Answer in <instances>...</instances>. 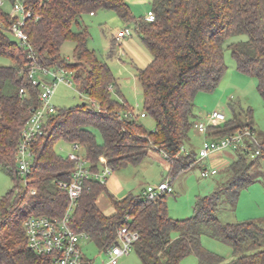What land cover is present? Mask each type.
I'll list each match as a JSON object with an SVG mask.
<instances>
[{
    "label": "trees",
    "instance_id": "trees-1",
    "mask_svg": "<svg viewBox=\"0 0 264 264\" xmlns=\"http://www.w3.org/2000/svg\"><path fill=\"white\" fill-rule=\"evenodd\" d=\"M19 1L30 13L23 27L30 47L14 39L13 18L0 7V56L11 60L10 65H0V169L13 182L0 197V264H50L49 257L28 248L23 222L29 215L60 216L67 207V192L56 180H70L74 162L56 152L57 140L79 144L92 170L101 164L112 169L136 165L155 149L163 153L167 177L173 180L197 162L195 151L184 145L198 119L194 98L198 91L217 86L226 71V48L239 72L256 77L264 106V0H151L153 21L135 18L126 0ZM99 9H111L122 20L132 21L151 53L150 62L136 76L141 112L154 120L152 130L139 121V113L135 118L123 115L135 109L112 95L116 79L106 61L88 47L90 33L82 17ZM236 35L246 38L226 44ZM65 41L74 43L71 58L61 51ZM110 47L111 52L117 47L114 37ZM32 65L66 72L88 101L56 108L46 117L43 134L32 145L33 164L24 185L16 152L31 109L40 104V88L29 78ZM228 106L232 116L209 126L205 137L218 139L248 128L258 143L247 139L244 146L233 149L234 159L223 167L224 179L211 193L196 198L190 217L174 219L168 214L167 193L148 199L142 188L117 198L105 183L87 180L71 214V226L85 232L99 250L116 243L119 228L137 231L133 250L142 264H180L191 254L197 257L196 264H264V217L224 222L218 215L221 198L237 202L240 190L254 182L252 170L264 163V133L253 127L252 108L232 102ZM237 107L245 116L241 123ZM256 150L259 153L250 156ZM31 188L36 192L30 193ZM103 192L113 208L110 214L97 204ZM205 227L211 237L231 247L232 259L225 261L202 245Z\"/></svg>",
    "mask_w": 264,
    "mask_h": 264
},
{
    "label": "rangeland",
    "instance_id": "rangeland-1",
    "mask_svg": "<svg viewBox=\"0 0 264 264\" xmlns=\"http://www.w3.org/2000/svg\"><path fill=\"white\" fill-rule=\"evenodd\" d=\"M130 7L131 14L138 18L145 17L146 13L151 10V0H126ZM2 9L10 12L12 4L8 0H3ZM83 21L88 25L90 37L88 39V47L93 49L98 57L109 65L117 85L112 91V95L117 99L124 101L133 107L136 112L142 111V93L137 81L138 69L144 68L150 62V53L141 42L135 25L132 21L126 22L119 18L115 11L111 9H99L93 14H84ZM127 30L125 37L121 38L119 48H115L111 52V38L118 30ZM12 36V35H11ZM245 35L230 36L226 40V44L237 40L245 39ZM145 48V52L136 46V41ZM135 48V52L130 46ZM74 43L65 41L61 47L62 53L71 58V52ZM142 53V58L147 59L145 65L138 57ZM141 56V55H140ZM224 60L226 71L220 78L217 86L212 91H198L195 95V113L198 119H202L206 114L212 111L222 112L226 118L232 116L229 109V103H237L242 108L251 107L253 110L252 123L253 127L264 133V106L262 99L257 91L256 77L241 73L237 70L234 59L230 50L225 49ZM11 60L8 57L0 56V65H10ZM37 77H44L46 81H50V74H41L38 72ZM59 75V74H58ZM66 77V76H65ZM68 78V77H66ZM51 103L55 108H64L74 106L83 102H87L86 95L80 93L71 83L67 85L59 82L51 96ZM239 115L240 123L245 121V116L240 113V108H236ZM139 121L148 130H152L155 126L154 120L150 116L140 117ZM97 141H101L100 134L94 130ZM204 135L199 134L194 128L189 132L188 141L185 142L187 149H192L196 153L201 146ZM57 153L67 156L69 152H76L72 148V144L63 140H57L54 144ZM216 153L212 158L197 160V162L186 171L178 174L172 180L173 192L167 193L166 203L168 214L174 219L188 218L193 214V207L198 196L211 193L216 185L225 177L223 167L225 163H230L235 157V150L226 148ZM223 152V153H222ZM226 153V154H225ZM103 164L99 167L101 168ZM215 166L219 171L207 177H202L200 171L202 168H211ZM254 182L242 188L239 192L237 202L230 203L226 198H221L219 203L218 215L224 222L262 220L264 217V163L252 170ZM114 176L117 184L121 187L120 192H114L115 197H122L128 193L137 194L143 186L157 185L167 177V163L162 152L155 149L149 150V155L136 165H127L112 169L109 176ZM13 185L9 173L0 169V197L4 195ZM98 204L107 214L113 211L106 193H101L97 198ZM208 227L204 228L201 236L202 245L214 253H217L228 261L233 258L231 247L219 239L213 238L208 234ZM175 232L172 237H175ZM82 249L87 260L98 262L103 260L104 256L99 249L89 240L81 242ZM197 257L194 254L184 257L180 264H196ZM118 264H142L134 250L131 249L128 254L119 258Z\"/></svg>",
    "mask_w": 264,
    "mask_h": 264
},
{
    "label": "built area",
    "instance_id": "built-area-1",
    "mask_svg": "<svg viewBox=\"0 0 264 264\" xmlns=\"http://www.w3.org/2000/svg\"><path fill=\"white\" fill-rule=\"evenodd\" d=\"M12 10L9 12L13 18L10 32L14 39L21 46L29 45V37L24 30L25 19L30 15L26 6L19 0H14ZM3 5V0H0V7ZM148 21H153L155 15L153 12H148L145 16ZM127 30L117 32L116 38L121 39L127 35ZM50 74L52 79L46 81L44 77H37V73ZM59 74V75H58ZM68 78H66V77ZM31 83L38 85L40 88L39 100L40 104L36 108L31 109V114L25 126L21 130L20 140L16 152V162L20 174L24 177L22 183H27V176L30 173L33 164L32 145L37 141L38 137L43 134V124L46 117L55 112V106L51 103V96L56 85L63 82L67 85L72 83L66 72L62 70L40 68L32 65L29 71ZM23 92V89H20ZM138 112L136 110L127 111L123 115L129 118H135ZM140 117H144L143 112H139ZM225 115L220 111H212L202 119H197L194 123V129L201 135H206L209 126H217L224 123ZM249 140L257 144L254 133L248 129H241L234 133L225 135L218 139L204 138L197 152V160L207 158L211 153L221 151L226 148L236 149L238 146H244L245 140ZM184 146L181 150L186 151ZM72 148L76 152H69L67 157L74 162L72 178L70 180H56V184L66 190L68 195V204L60 216L48 215H29L23 222V228L27 246L30 250L38 255L47 256L50 258V264H118L119 258L128 254L133 249V244L139 238L137 231L129 230L126 226L118 229L116 243L112 244L105 250H99L104 256L103 260L94 262L85 258L81 242L90 240L85 232L76 231L70 224L71 214L77 204V200L81 195L87 180H97L105 183L112 172V168L103 165L98 170H92L91 164L83 157L81 146L77 143H72ZM256 150L250 156L258 154ZM218 172L217 168L209 169L202 168L200 175L207 177ZM30 193H35L34 188L29 189ZM173 192L172 182L170 179H164L157 185H149L143 187L142 193L148 198H155L161 193Z\"/></svg>",
    "mask_w": 264,
    "mask_h": 264
},
{
    "label": "crops",
    "instance_id": "crops-1",
    "mask_svg": "<svg viewBox=\"0 0 264 264\" xmlns=\"http://www.w3.org/2000/svg\"><path fill=\"white\" fill-rule=\"evenodd\" d=\"M147 14V13H146ZM121 30V29H120ZM120 30H118V31H120ZM117 31V32H118ZM116 35H117V33L116 34H113L112 35V37H114L115 38V41H116V44H117V49L119 48V43L118 42H120L121 41V39H117L116 38ZM136 41V46H138L142 51H146L145 50V48H143V46H141L139 43H138V40H135ZM142 42V41H141ZM130 44V42L129 43H127L126 42V46L128 47V46H130L131 47V49L135 52V48H137V47H135V48H133V46H131V45H129ZM144 45V44H143ZM144 47H145V45H144ZM147 49V48H146ZM148 52H149V50H148ZM150 53V52H149ZM141 55V56H140ZM140 55H138V57L140 58V60H142V62H144L145 63V65L147 64V59H143L142 58V53L140 54ZM68 58V57H67ZM150 60H151V53H150ZM222 151V150H221ZM216 153H221L220 151H217V152H213V153H211L208 157H210V158H212L211 160L213 161V155L214 154H216ZM223 153V152H222ZM226 154V153H225ZM207 157V158H208ZM205 159V158H204ZM229 163H225V165H224V167L226 166V165H228ZM212 167H215V166H212ZM216 168V167H215ZM218 171H219V169H217ZM171 182H172V180H171ZM105 185H106V188H107V190L110 192V193H112L113 195H114V192H120V190H121V187L117 184V180H116V178L114 177V176H112V177H108V179H107V181L105 182ZM144 187V186H143ZM142 187V188H143ZM125 196V195H124ZM124 196H122V197H124ZM122 197H120V198H122ZM117 198H119V197H117ZM97 204H98V202H97ZM98 206H99V208L103 211V209L101 208V206L98 204ZM104 212V211H103ZM105 213V212H104ZM105 214H107V213H105ZM110 214V213H109Z\"/></svg>",
    "mask_w": 264,
    "mask_h": 264
}]
</instances>
